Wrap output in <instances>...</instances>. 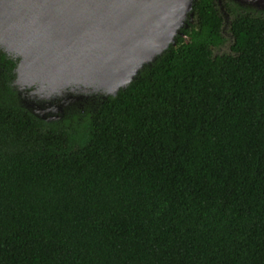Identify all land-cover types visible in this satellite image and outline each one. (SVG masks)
I'll return each instance as SVG.
<instances>
[{
  "label": "trees",
  "instance_id": "obj_1",
  "mask_svg": "<svg viewBox=\"0 0 264 264\" xmlns=\"http://www.w3.org/2000/svg\"><path fill=\"white\" fill-rule=\"evenodd\" d=\"M213 0L124 90L46 121L0 49V264H264V15Z\"/></svg>",
  "mask_w": 264,
  "mask_h": 264
},
{
  "label": "water",
  "instance_id": "obj_2",
  "mask_svg": "<svg viewBox=\"0 0 264 264\" xmlns=\"http://www.w3.org/2000/svg\"><path fill=\"white\" fill-rule=\"evenodd\" d=\"M194 1L0 0V49L16 60L19 101L51 121L116 96L185 36Z\"/></svg>",
  "mask_w": 264,
  "mask_h": 264
},
{
  "label": "flooded vegetation",
  "instance_id": "obj_3",
  "mask_svg": "<svg viewBox=\"0 0 264 264\" xmlns=\"http://www.w3.org/2000/svg\"><path fill=\"white\" fill-rule=\"evenodd\" d=\"M213 1L215 2L217 9L219 10L223 18V25L221 31L223 36H224V21L227 20L228 18H233L232 12L228 9V7H231L233 11L247 10L248 12L251 13L264 15V0H213ZM225 41H226V37H225Z\"/></svg>",
  "mask_w": 264,
  "mask_h": 264
},
{
  "label": "rangeland",
  "instance_id": "obj_4",
  "mask_svg": "<svg viewBox=\"0 0 264 264\" xmlns=\"http://www.w3.org/2000/svg\"><path fill=\"white\" fill-rule=\"evenodd\" d=\"M230 19L231 18H228L227 20L224 21V36L226 37V41L222 46L213 48V52L215 54L230 51V44L232 42V35L230 34V31L228 30Z\"/></svg>",
  "mask_w": 264,
  "mask_h": 264
}]
</instances>
